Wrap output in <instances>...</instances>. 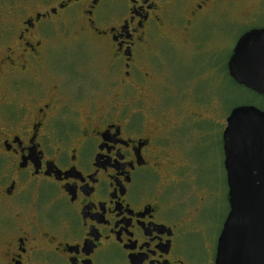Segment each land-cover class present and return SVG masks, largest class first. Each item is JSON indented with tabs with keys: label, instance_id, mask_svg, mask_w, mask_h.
<instances>
[{
	"label": "flooded vegetation",
	"instance_id": "af4514ba",
	"mask_svg": "<svg viewBox=\"0 0 264 264\" xmlns=\"http://www.w3.org/2000/svg\"><path fill=\"white\" fill-rule=\"evenodd\" d=\"M21 4L0 26V264H214L194 153L219 132L227 186L235 107L169 84L156 47H190L220 0Z\"/></svg>",
	"mask_w": 264,
	"mask_h": 264
},
{
	"label": "rangeland",
	"instance_id": "374dc122",
	"mask_svg": "<svg viewBox=\"0 0 264 264\" xmlns=\"http://www.w3.org/2000/svg\"><path fill=\"white\" fill-rule=\"evenodd\" d=\"M24 0H0V26L9 25L20 18ZM202 24L194 27L191 46L183 42L180 47L160 43L161 65L165 68V79L169 84L194 87L207 91L212 88L219 93L220 112L232 108L253 105L264 111V98L229 82L226 64L236 39L251 28H264V0H220V4L204 15ZM197 28V30H196ZM181 32V31H180ZM178 32V33H180ZM191 34V33H189ZM186 38V36H180ZM187 38H191L190 35ZM76 47L75 49H77ZM165 70L162 74H165ZM179 91V90H177ZM188 99L187 89L182 90ZM175 93H177L175 91ZM174 101L177 107L185 104ZM186 107V106H183ZM182 108V107H181ZM181 112L180 108L177 109ZM211 112L210 109H203ZM202 145L195 147V159L208 160L202 168V179L209 189L200 220L206 224L203 239L206 250L213 249L223 221L227 215V186L222 166L220 134L216 130H204L197 137ZM204 226V225H203ZM207 242V244H206Z\"/></svg>",
	"mask_w": 264,
	"mask_h": 264
},
{
	"label": "water",
	"instance_id": "95a60500",
	"mask_svg": "<svg viewBox=\"0 0 264 264\" xmlns=\"http://www.w3.org/2000/svg\"><path fill=\"white\" fill-rule=\"evenodd\" d=\"M228 75L264 98V28L244 33L227 63ZM229 212L214 264H264V112L252 105L231 110L223 132Z\"/></svg>",
	"mask_w": 264,
	"mask_h": 264
},
{
	"label": "trees",
	"instance_id": "16d2710c",
	"mask_svg": "<svg viewBox=\"0 0 264 264\" xmlns=\"http://www.w3.org/2000/svg\"><path fill=\"white\" fill-rule=\"evenodd\" d=\"M237 86V85H236Z\"/></svg>",
	"mask_w": 264,
	"mask_h": 264
}]
</instances>
